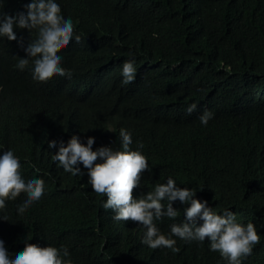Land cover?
I'll use <instances>...</instances> for the list:
<instances>
[{
  "label": "trees",
  "instance_id": "1",
  "mask_svg": "<svg viewBox=\"0 0 264 264\" xmlns=\"http://www.w3.org/2000/svg\"><path fill=\"white\" fill-rule=\"evenodd\" d=\"M55 1L64 15L57 20L47 9L48 0H0V217H14L16 229L21 235L29 234L30 242L39 243L40 249L52 246L43 260L23 264H70L68 258L76 264L135 260L109 226L108 216L94 207L99 199L128 193L133 183L127 181L122 156L110 146L99 145L114 144L89 120L98 125L94 119L103 117H120L135 147L146 155V188L162 181L150 177L155 168L168 173L165 178H172L174 190L187 183L191 189L205 190L194 192L226 213L218 229H207L215 217L202 224L206 233L226 241L220 249L226 254L212 258L195 251L177 264H264V0ZM132 80L140 87L122 86ZM144 85L171 97V102L160 104L167 113L176 102V111L183 109L177 118H168V124L188 129L203 107L198 101L207 99V106L221 113L218 124L205 127L210 142L218 139L221 130L234 128L235 135L249 134L251 151L244 153L247 160L240 162L241 173L234 177L233 170L220 171L218 154L204 153L195 133L187 134L189 145H181L190 153L181 151L178 143L183 142L184 132L180 129L171 133L178 137L174 147L187 163L164 170L163 166L173 164L156 142H150L149 153L147 143L134 133L147 116L134 99L135 90L145 89ZM231 97L243 109L241 121L223 104ZM53 105L74 106L78 112L67 134L56 128L55 136L46 140L68 137L72 144L85 140L80 157L92 164L95 176H69L52 167L37 148L43 144L38 143L43 129L30 127L28 117ZM224 147L221 144L217 151ZM23 175L38 177L33 180L42 175L44 195L41 180L26 187L21 183ZM247 188L259 192L249 196ZM143 189L138 187L137 192ZM201 198L190 194L187 209L202 205ZM26 200L40 201L24 212L12 211L10 201ZM166 217L172 218L171 212ZM95 233L108 237L104 253L96 246ZM11 234L8 229L10 242ZM250 248L256 249L249 263L233 259ZM158 257L162 264L163 257ZM1 258L0 264H8Z\"/></svg>",
  "mask_w": 264,
  "mask_h": 264
},
{
  "label": "clouds",
  "instance_id": "2",
  "mask_svg": "<svg viewBox=\"0 0 264 264\" xmlns=\"http://www.w3.org/2000/svg\"><path fill=\"white\" fill-rule=\"evenodd\" d=\"M47 9L50 11L53 20L64 17L59 4L55 0H48ZM32 27L38 26L32 23ZM133 83H136L137 88L141 85L136 80H132L124 82L122 86H129ZM144 86L145 89L135 90L134 99L144 109L147 116L134 133L138 135L139 140L147 143L149 153L152 151L150 142L152 140L156 142L168 162L173 164L169 168L163 166L164 170L170 171L176 165H185L187 163L185 158H181L182 155L174 147V143H178V137L171 133L176 129H180L184 132L183 142L181 144L178 143L181 151L190 153V149L187 151V147L181 145H189L187 134L193 137V133H195L196 139H199L200 149L204 153L218 154L220 171L233 170L231 175L234 177L241 173V163L247 160V156L244 153L251 151V147L248 145L249 134L235 135L236 129L234 128L226 132L221 130L218 139L210 142L205 127L210 122L217 121L218 124L221 113L207 106V99L198 101V105L203 107L194 115L188 129L168 124L170 122L168 118H177L184 112L183 109L180 108L176 111V102L173 106V111L167 113L166 108L160 104L171 102V97L168 95L162 96L153 86ZM238 101L231 97L223 104H225L228 112L235 114L240 119L243 109L237 104ZM202 110L204 111L201 112ZM206 110H208V113ZM34 112L36 114L30 118L28 117V121L30 127L38 126L43 129L41 133L43 137L38 142H43V144L37 147L40 152H43V158L52 167L60 169L69 176L82 175L87 178L95 176L92 164L80 157L82 150L85 148V140L77 144H72L68 137H55L53 140H46L48 137L55 136L56 128L67 134L70 126L76 121V113L78 112L76 108L74 106L53 105L38 108ZM94 118H98V116ZM260 118L261 115L258 120L256 119V121L252 122L253 127L259 124ZM89 120L93 125L92 127H97L105 139L114 143L113 145L110 143H99V145L110 146L122 156L124 168L128 171L127 181L130 179L133 181L132 186L128 188V193H118L108 200L99 199L100 204L94 205L99 214L102 215L104 212L108 216L109 226L118 232L122 242L135 256L134 261L123 262L122 264H154V261L155 264H158L161 260L158 256L163 257L164 262L162 264H177L180 258L189 256L195 251H197L198 256L206 255L212 258L213 256L220 258L222 253L226 254V252L220 250L223 245L227 244L226 241L210 231L206 233L202 226L205 219L215 217V220L207 225V229H218L219 224H222L226 216L222 208L216 207L212 203L208 204L204 198L194 192H206L205 190L191 189L188 186L189 183L180 184L174 190L172 178H165L168 173L158 172L155 168L150 171V177L152 179L161 178L162 181L154 185L153 188H146L143 180L148 169V161L146 155L135 147L132 135L124 121L120 117H103L94 119L98 124L95 125L91 119ZM221 144H224L225 147L217 151ZM0 147L2 146L0 145ZM172 152L175 156H171ZM12 161L17 162V159L14 158ZM259 162L260 160H258ZM258 163L252 167L253 170L257 168ZM33 170L35 171L36 169L34 168ZM35 178L38 177L26 178L23 175L21 183L26 187H32L36 181L41 180V191L44 195V188H46L44 177L41 175L40 179L33 180ZM253 181L254 178L246 185H251ZM57 182L53 184V187ZM138 187H144V189L137 192ZM247 190L249 196L259 192L253 188H247ZM190 194L201 198L202 205H192L190 209H187L190 206L188 204ZM39 201L26 200L21 203L10 201V203L14 206H11L13 212L21 213L34 207L35 205L33 204ZM168 212H171L172 218L166 217ZM4 219H7L10 223H15V226L6 223ZM16 221L14 217H0L1 261H5L8 264H23L27 261L43 260L52 246H41L40 249L39 243L30 242L31 236L29 234L21 235V231L16 229L18 224ZM97 225L98 222H96L95 227ZM174 226L178 227L179 231ZM8 229H12L11 242L6 238ZM107 241L108 237L106 238L104 233H95L96 246L102 253H104L103 249ZM184 245H188V247L186 252L183 253L180 250ZM255 249L250 248L249 253L237 254L233 259L238 263H249L255 256V253H253ZM68 260L70 264H76L72 259L68 258Z\"/></svg>",
  "mask_w": 264,
  "mask_h": 264
}]
</instances>
